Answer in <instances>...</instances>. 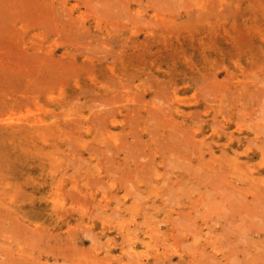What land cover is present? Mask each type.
<instances>
[{
	"label": "rangeland",
	"instance_id": "1",
	"mask_svg": "<svg viewBox=\"0 0 264 264\" xmlns=\"http://www.w3.org/2000/svg\"><path fill=\"white\" fill-rule=\"evenodd\" d=\"M12 1L0 0V264H264V0Z\"/></svg>",
	"mask_w": 264,
	"mask_h": 264
},
{
	"label": "bare ground",
	"instance_id": "2",
	"mask_svg": "<svg viewBox=\"0 0 264 264\" xmlns=\"http://www.w3.org/2000/svg\"><path fill=\"white\" fill-rule=\"evenodd\" d=\"M16 1H17V0L12 1V2L14 3V2H16ZM33 1H34V0H33ZM33 1H31V3H32ZM41 1H42V0H41ZM41 1H40V3H38V2H36V3L33 2L32 4L29 3V4H31V5H30V7H31V12L35 9V8H34V9L32 8L35 4H36V5H35L34 7H36L37 5L39 6V5H41L42 3H43V6H44V4H45L44 1H43L42 3H41ZM9 2H10V1H9ZM17 2H18V5H19V4H20L19 1H17ZM28 2H29V1H28ZM22 3H24V2H22ZM37 3H38V4H37ZM2 4H3V2H2ZM14 4H15V3H14ZM29 4H28V5H29ZM33 4H34V5H33ZM0 5H1V4H0ZM24 5H25V4H24ZM32 5H33V6H32ZM203 5H204V4H203ZM7 6H10V5L7 4ZM7 6H6V7H7ZM12 6H13V5H12ZM38 6H37V7H38ZM41 6H42V5H41ZM41 6H39V7H41ZM43 6H42L41 8H43ZM6 7H5V8H6ZM21 7H22V5H21ZM25 7H26V5H25ZM3 8H4V6H3ZM15 8H17V7H15ZM41 8H38L39 11H37V10L35 9L37 13L39 12V16L41 15ZM202 8H203V7H202ZM22 9H23V7H22ZM26 9H27V8H25L24 11H25ZM28 9H29V7H28ZM51 9H52V8H51ZM1 10H3V9H1ZM5 10H6V9H5ZM8 10H9V9H8ZM14 10H15V9H14ZM17 10H18V9H17ZM20 10H21V9H20ZM20 10L17 11V12H19L18 14H20ZM35 10L32 12V13H34V15H36V14H35ZM42 10H43V9H42ZM46 10H47V9L45 8V11H46ZM26 11H27V10H26ZM53 11H55V10L53 9ZM3 12H4V10H3ZM6 12H7V11H6ZM22 12H23V11H22ZM28 12H29V11H28ZM51 12H52V11H51ZM7 13H8V16L10 15V17H11V15H13L12 20L15 18V16H14L15 13H14V14H12L11 12H10V13L7 12ZM44 13H46V12H44ZM55 13H56V12H55ZM18 14H17V15H18ZM24 14L26 15L27 13H24ZM6 15H7V14H6ZM25 15H24V16H25ZM29 15H30V14H29ZM29 15H28V16H29ZM43 15H44L43 18H45V17H46L45 14H43ZM46 15H47V13H46ZM4 16H5V15H4ZM20 16H21V15H20ZM50 16H51V15H50ZM52 16H53V15H52ZM22 17H23V16H22ZM22 17H21V18H22ZM26 17H27V16H26ZM40 17H41V16H40ZM57 17H59V16H57ZM18 18H19V16H18ZM18 18H17V19H18ZM24 18H25V17H24ZM24 18H22V20H23ZM29 18H31V16H29ZM51 18H52V17H51ZM55 18H56V17H55ZM8 19H9V18H8ZM52 19H53V18H52ZM25 20H26V19H25ZM25 20H24V22H26ZM27 20H28V17H27ZM33 20H34V19H31V21H33ZM36 20H38L37 17H36ZM47 20H48V19H47ZM54 20H55V22H58V21H56V19H54ZM57 20H58V19H57ZM13 21H14V20H13ZM29 21H30V20H28L27 23H30ZM44 21H45V22H48L49 20L46 21V20L44 19ZM39 22H40V20H39ZM42 22H43V21H42ZM42 22H40V24H41ZM55 22H54V23H55ZM48 23H49V22H48ZM51 23H53V21H51ZM54 23H53V25H54ZM58 23H59V22H58ZM61 23H62V21H61ZM62 24H63V23H62ZM62 24H61V25H62ZM28 25H30V24H28ZM45 25H46V24H45ZM47 25H49V24H47ZM55 25H56V24H55ZM49 26L51 27V25H49ZM53 27H54V26H53ZM54 28H55V27H54ZM89 63H90V62H89ZM46 66H47V65H46ZM25 67H26V66H25ZM30 67H31V66H30ZM14 68H15V67H14ZM23 68H24V67H23ZM32 68H33V67H31V69H32ZM15 69H16V71H17L19 68H18V69L15 68ZM20 69H21V68H20ZM20 69H19V70H20ZM27 69H28V67H27ZM34 69H37V68H34ZM38 69H39V68H38ZM7 70H8V69H7ZM19 70H18V73L20 72ZM21 70H22V69H21ZM39 71H41V68H40ZM23 72H24V71H23ZM41 72H42V71H41ZM41 72H40V73H41ZM27 73H28V71H27ZM36 73H37V70H36ZM28 75H29V74H28ZM38 75H39V74H38ZM10 76H11V75H10ZM45 76H46V75H45ZM5 77H6V76H5ZM15 78H16V77H15ZM216 78H217V77H216ZM3 79H4V78H3ZM41 79H42V78H41ZM208 79H209V78H208ZM0 81H1V80H0ZM11 81H12V80H11ZM115 81H116V80H115ZM216 81H217V79H216ZM3 82H4V81H3ZM66 82H67V81H66ZM8 83H9V82H8ZM8 83H7V84H8ZM217 83H220V82L218 81ZM25 84H26V83H25ZM27 84H28V83H27ZM28 85H29V84H28ZM106 85H107V84H106ZM0 86H1V85H0ZM88 86H89V85H88ZM88 86H87V87H88ZM85 87H86V86H85ZM55 88H56V87H55ZM115 88H116V87H115ZM87 89H88V88H86V90H87ZM10 90H11V89H10ZM28 91H29V90H28ZM91 92L93 93V90H91ZM114 92H115V91H114ZM18 93H19V92H18ZM34 93H35V92H34ZM110 94H111V93H110ZM175 94H176V93H175ZM175 94H174V96H175ZM22 95H23V94H22ZM20 96H21V93H20ZM76 96H78V94H77ZM174 96H173L172 99H173L174 101H176V100L174 99ZM176 96H177V95H176ZM195 96H198V95H195ZM199 96H200V95H199ZM22 97H23V96H22ZM107 97H108V95H107ZM107 97H105V98H107ZM200 97H201V96H200ZM102 98H104V97H102ZM105 98H104V99H105ZM205 98H207V97H205ZM111 99H114V98L112 97V98H110L109 100H111ZM172 99H171V100H172ZM178 99H179V98H178ZM207 99H208V98H207ZM69 100H70L69 102H71V99H69ZM109 100H108V101H109ZM144 100H145V99H144ZM72 101H73V100H72ZM100 101H102V100H100ZM108 101H107L108 105L111 106L110 103H112L113 101H110V102H108ZM114 101H115V100H114ZM118 101H119V100H118ZM139 101H140V100H139ZM139 101H138V102H139ZM145 101H146V100H145ZM178 101H179V100H178ZM207 101H209V100H207ZM207 101H206V102H207ZM211 101H212V100H211ZM211 101H210V102H211ZM116 102H117V101H116ZM116 102H115V103H116ZM130 102H131V101H130ZM140 102H142V101H140ZM172 102H173V101H172ZM176 102H177V101H176ZM25 103H26V102H25ZM31 103H32V102H31ZM105 103H106V101H105ZM107 103H106V104H107ZM115 103H113V104H115ZM119 103H120V102H118V104H119ZM142 103H143V102H142ZM146 103H147V102H146ZM177 103H178V102H177ZM188 103H189V102H188ZM19 104L23 105V104H24V101H22V103L19 102ZM19 104H17V105L19 106ZM26 104H27V103H26ZM69 105H70V104H69ZM100 105H101V104H100ZM102 105H103V104H102ZM102 105H101V106H102ZM147 105H149V104H147ZM12 106H13V105H12ZM27 106H28V105H26V108H27ZM37 106H38V105H37ZM37 106H36V107H37ZM109 106H108V107H109ZM115 106H117V104H116ZM158 106H159V105H158ZM158 106H156V108H157ZM170 106H171V105H170ZM170 106H168V107H170ZM20 107H21V106H19V108H20ZM42 107H43V106L41 105V108H40V106H38L37 108H39V110L41 109V111H42V110H43ZM153 107H155V106H153ZM159 107H161V106H159ZM159 107H158V109H159ZM162 107H163V106H162ZM162 107H161V108H162ZM166 107H167V106H165V108H166ZM44 108H45V107H44ZM93 108H94V107H93ZM96 108H97V107H96ZM99 108H100V107H99ZM173 108H174V106H173ZM173 108H172V109H173ZM207 108H208V107H207ZM31 109H32V108H31ZM35 109H36V108H35ZM91 109H92V108H91ZM112 109H113V108H112ZM168 109H169V108H167V110H168ZM170 109H171V108H170ZM170 109H169V110H170ZM176 109H177V108H176ZM32 110H33V109H32ZM32 110H30V111H32ZM39 110H38V111H39ZM97 110H98V109H97ZM108 110H109V109H108ZM114 110H115V109H114ZM154 110H156V109H154ZM165 110H166V109H165ZM28 111H29V110H28ZM35 111H36V110H35ZM104 111H106V110H104ZM109 111H111V110H109ZM162 111H163V110H161V113L163 114ZM172 111H173V110H172ZM33 112H34V111H32V112L30 113V115H32ZM36 112H37V111H36ZM50 113H51V112H50ZM65 113H66V112H65ZM95 113H96V112H95ZM105 113H106V112H105ZM112 113H113V112H108V114L113 115ZM151 113H152V112H151ZM158 113H159V112H158ZM170 113H171V112H170ZM170 113H166V114L164 113V114H165V115H168V114H170ZM56 114H57V113H56ZM58 114L61 115L60 113H58ZM96 114H97V113H96ZM108 114H107V115H108ZM159 114H160V113H159ZM190 114H191V113H190ZM36 115H37V113L34 114V117H37ZM52 115H53V114H51V116H52ZM67 115H68V114H67ZM73 115H74V114H73ZM73 115H72V116H73ZM75 115H76V117H77V114H76V113H75ZM98 115H100V114L98 113V114H97V117H99ZM160 115H161V114H160ZM165 115H164V116H165ZM28 116H29V115H28ZM56 116H57V115H56ZM109 116H110V115H109ZM113 116H114V115H113ZM30 117H31V116H30ZM52 117H53V116H52ZM61 117H63V116H61ZM76 117H75V118H76ZM161 117H162L161 120H163V119L165 120V118H166V116H165V118H163V116H161ZM161 117H159V118H161ZM167 117H168V116H167ZM3 118H4V116H3ZM77 118H79V117H77ZM77 118H76V119H77ZM99 118L102 119V116H100ZM99 118H98V119H99ZM151 118L154 119V117H151ZM168 118H169V117H168ZM226 118H227V117H226ZM38 119H40V118H38ZM57 119H59V118H57ZM73 119H74V118H73ZM153 119H151V122H153V121H152ZM173 119L176 120L175 118H173ZM227 119H229V118H227ZM27 120H28V119H27ZM27 120H26V121H27ZM42 120H44V119H42ZM74 120H75V119H74ZM80 120H81V119H80ZM102 120H103V119H102ZM171 120H172V119H171ZM28 121H29V120H28ZM30 121H31V120H30ZM92 121H94V120H92ZM158 121H160V120H158ZM167 121H168V120H167ZM259 121H260V120H259ZM31 122H32V121H31ZM154 122H155V121H154ZM154 122H153V123H154ZM160 122H161V121H160ZM162 122H163V121H162ZM171 122H173V121H171ZM185 122H186V121H185ZM211 122H212V121H211ZM219 122H220V120H219ZM261 122H262V121H261ZM19 123H20V122H19ZM27 123H28V122H27ZM73 123H74V122H73ZM78 123H79V122H78ZM97 123H98V122H97ZM103 123H104V122H103ZM187 123H188V122H187ZM257 123H258V122H257ZM31 124H32V123H31ZM74 124H75V123H74ZM91 124H92V123H91ZM99 124H100V123H99ZM155 124H156L155 129H156V127H160V126L157 125V124H159L158 122H156ZM171 124H172V123H171ZM218 124H219V123H218ZM258 124H259V123H258ZM261 124H262V123H261ZM261 124H259L260 126L257 125L259 128L256 127V126H253V129H255V127H256V130H257V128H258V130L256 131V133L259 132L260 135H261V134H264V133H260V131H259V130H261V129H260ZM97 125H98V124H97ZM168 125L170 126L169 123H168ZM168 125H167V127H168ZM36 126H37V125H36ZM36 126H35V127H36ZM38 126H39V125H38ZM71 126H72V125H71ZM87 126H88V125H87ZM91 126H92V125H91ZM214 126H215V125L213 124V128H214ZM220 126H221V125H220ZM241 126H242V125H241ZM82 127H83V125H82ZM89 127H90V126H89ZM161 127H163V126H161ZM167 127H166L165 130L168 129ZM177 127H178V126H177ZM177 127H176V128H177ZM185 127H186V126H185ZM185 127H184V128H185ZM187 127H188V129L186 128L187 131L189 130L188 132H190V129H191V128H190L189 126H187ZM222 127H223V126H222ZM263 127H264V126H263ZM27 128H28V127H27ZM32 128H33V127H32ZM101 128H102V127H101ZM215 128H216V127H215ZM261 128H262V127H261ZM11 129H12V128H11ZM105 129H106V128H105ZM174 129H175V128H174ZM181 129H182V128H181ZM216 129H218V127H217ZM130 130H132V129H130ZM133 130H134V129H133ZM183 130H184V129H183ZM263 130H264V128H262V131H263ZM19 131H20V129H19ZM106 131H107V129H106ZM148 131H149V130H148ZM148 131H147V132H148ZM151 131H152V130L150 129L149 132H151ZM170 131H171V129H170L169 131H167V132H170ZM173 131H174V130H173ZM175 131H176V130H175ZM179 131H181V130H179ZM185 131H186V130H185ZM193 131H194V130H193ZM221 131H222V129H221ZM225 131H226V130H225ZM14 132H16V131H14ZM22 132H23V131H22ZM124 132H125V131H124ZM149 132H148V133H149ZM153 132H155V131L153 130ZM177 132H178V131H176V133H177ZM181 132H182V131H181ZM23 133H25V132H23ZM32 133H33V132H32ZM68 133H69V132H68ZM92 133H93V132H92ZM126 133H127V132H125V135H123V136H126ZM130 133H131V132H130ZM170 133H171V132H170ZM170 133H167L166 135H169ZM173 133H174V132H173ZM176 133H175V135H176ZM190 133L194 134V132H192V131H191ZM14 134H15V136H16V133H14ZM46 134H47V133H46ZM131 134H132V133H131ZM133 134H134V132H133ZM171 134H172V133H171ZM171 134H170V136H174V135H171ZM177 134H178V133H177ZM179 134H181V133L179 132ZM225 134H226V133H225ZM7 135H8V134H7ZM76 135H77V134H76ZM96 135H97V134H96ZM164 135H165V134H164ZM186 135H189V136H190L191 134H189V133L186 132ZM242 135H244V134H242ZM31 136H32V135H31ZM37 136H38V135H37ZM68 136H69V135H68ZM127 136H128V135H127ZM133 136H134V135H133ZM150 136H152V135L150 134ZM155 136H156V135H155ZM158 136H159V135H158ZM158 136H157V137H158ZM181 136H182V134H181ZM191 136L193 137V135H191ZM248 136H249V135H248ZM27 137H28V136H27ZM120 137H121V136H120ZM134 137H135V136H134ZM165 137H166V136H164L163 138H165ZM167 137H168V136H167ZM175 137H176V136H175ZM177 137H178V136H177ZM179 137H180V136H179ZM179 137H178V139H177V142L175 141L176 143H178V141H179ZM182 137H183V136H182ZM182 137H180V139H181ZM192 137H190L189 140H190ZM235 137H236V136H235ZM34 138H35V137H34ZM124 138H126V137H124ZM168 138H169V137H168ZM183 138H186V136L183 137ZM183 138L181 139V141L183 140ZM29 139H30V138H29ZM49 139H50V138H49ZM71 139H72V138H71ZM96 139H97V138H96ZM122 139H123V137H122ZM161 139H162V138H161ZM175 139H176V138H175ZM238 139H239V137L237 138V140H238ZM35 140H36V139H35ZM97 140H99V138H98ZM120 140H121V138H120ZM163 140H164V139H163ZM167 140H168V139H167ZM167 140H166V141H167ZM186 140H187V138H186ZM189 140H187V141H189ZM191 140H192V139H191ZM193 140H194V138H193ZM250 140H254V138L252 137V139H250ZM250 140H249V142L252 143V141H250ZM256 140H257V139H256ZM258 140H259V139H258ZM70 141H71V140H70ZM125 141H126V140H125ZM148 141H149V140H148ZM148 141H147V142H148ZM158 141H159V140H158ZM164 141H165V140H164ZM187 141H186V142H187ZM261 141H262V140H261ZM261 141H260V142H261ZM38 142H39V141H38ZM51 142H52V141H51ZM66 142H67V141H66ZM141 142H142V141H141ZM260 142H259V143H260ZM15 143H16V142H15ZM70 143H71V142H69V144H70ZM158 143H159V142H158ZM166 143H167V142H166ZM166 143H165V145H164L163 142H162V144H163V145H162V146H163V150H164L165 147H167L166 145H167L168 143H167V144H166ZM187 143H188V142H187ZM194 143H195V142H194ZM253 143H254V141H253ZM262 143H263V142H262ZM35 144H36V143H35ZM65 144H66V143H65ZM69 144H68V145H69ZM74 144H75V143H74ZM136 144H137V143H136ZM143 144H144V143H143ZM173 144H174V143H173ZM182 144H183V143H182ZM197 144H198V143H197ZM32 145H33V144H32ZM36 145H38V144H36ZM52 145H53V144H52ZM81 145H82V144H81ZM138 145H139V144H138ZM138 145H135V146L138 147ZM140 145H141V144H140ZM140 145H139V146H140ZM190 145H191V144H190ZM261 145H262V144H261ZM261 145H259V146H261ZM70 146H71V145H70ZM141 146H142V145H141ZM159 146H161V145L159 144ZM175 146H176V145H175ZM181 146H182V145H181ZM200 146H201V145H200ZM256 146H257V145H256ZM55 147H56V146H55ZM65 147H66V146H65ZM86 147H87V146H86ZM172 147H173V146H172ZM178 147H179V146H178ZM254 147H255V146H254ZM23 148H24V147H23ZM107 148H108V150H111L109 147H107ZM107 148H106V149H107ZM121 148H122V147H121ZM168 148H169V147H168ZM168 148H167V149H168ZM173 148H174V147H173ZM180 148H181V147H180ZM194 148H196V147H194ZM194 148H193V149H194ZM234 148H235V147H234ZM258 148H259V147H258ZM74 149H75V148H74ZM96 149H97V148H96ZM130 149H131V148H130ZM135 149H136V147H135ZM137 149H138V148H137ZM140 149H143V148H140ZM171 149H172V148H171ZM171 149H169V150H171ZM184 149H187V147L184 148ZM200 149H201V147H200ZM26 150H27V149H26ZM58 150H59V149H58ZM75 150H76V149H75ZM75 150H74V151H75ZM77 150H78V148H77ZM133 150H134V149H133ZM163 150H161V151H163ZM169 150H165V151H169ZM175 150H176V149H175ZM234 150H235V149H234ZM61 151H62V150H61ZM68 151H69V150H68ZM117 151H118V150H117ZM119 151H120V150H119ZM165 151H164V152H165ZM171 151H172V150H171ZM178 151H179V150H178ZM181 151H182V150H181ZM181 151H179V152L181 153ZM183 151H184V150H183ZM188 151L190 152L191 149H188ZM188 151H187V153H188ZM200 151H201V150H200ZM204 151H205V150H204ZM226 151H227V150H226ZM31 152H32V151H31ZM105 152H108V153H109V151H105ZM110 152L113 153V151H110ZM122 152H123V150H122ZM138 152H139V151H138ZM140 152H141V151H140ZM173 152H174V151H173ZM194 152H195V151H194ZM71 153H72V152H71ZM99 153H100V152H99ZM159 153H160V152H159ZM174 153L179 154L178 152H174ZM207 153H208V152H207ZM31 154H32V153H31ZM91 154H92V153H91ZM127 154H128V153H127ZM149 154H150V152H149ZM169 154L172 155L171 152H170ZM193 154H194V153H193ZM193 154H192V155H193ZM209 154H210V153H209ZM92 155H93V154H92ZM106 155H107V153H106ZM173 155H174V154H173ZM196 155H197V154H196ZM198 155H199V154H198ZM55 156H56V155H55ZM96 156H97V155H96ZM100 156L102 157L101 154H100ZM123 156H124V155H123ZM140 156H141V155H140ZM143 156H144V155H143ZM78 157H79V156H78ZM129 157H131V156H129ZM133 157H134V156H133ZM144 157H145V156H144ZM175 157H176V156H175ZM254 157H255V155H252V156L250 157V159H252V158H254ZM50 158H51V157H50ZM125 158H126V157H125ZM134 158H136V157H134ZM214 158H215V157H214ZM70 159H71V158H70ZM81 159H82V158H81ZM99 159H100V158H99ZM99 159H97V160H99ZM109 159H110V158H109ZM137 159H138V158H137ZM142 159H143V158H142ZM142 159H141V157H140V160H138V161L141 162ZM163 159H164V158H163ZM163 159H162V160H163ZM189 159H190V158H189ZM224 159H225V158H224ZM71 160H72V159H71ZM73 160H75V159H73ZM84 160H85V159H84ZM101 160H102V159H101ZM113 160H114V159H113ZM143 160H144V159H143ZM143 160H142V162H143ZM146 160H147V159H146ZM184 160H185V159H184ZM186 160H187V159H186ZM235 160H236V159H235ZM86 161H87V160H86ZM108 161H109V160H108ZM114 161H115V160H114ZM114 161H112V162L114 163ZM148 161H149V160H148ZM67 162H68V161H67ZM75 162H76V161H75ZM79 162H80V161H79ZM101 162H102V161H101ZM112 162H109V164H110V163L112 164ZM116 162H117V161H116ZM167 162H168V161H167ZM208 162H209V161H208ZM76 163H77V162H76ZM76 163H75V164H76ZM146 163H147V161H146ZM150 163H154V162H153V161H152V162L150 161ZM184 163H185V162H184ZM205 163H206V162H205ZM242 163H243V162H242ZM67 164H68V163H67ZM106 164H107V161H105V164H104V165H106ZM168 164H169V163H168ZM239 164H240V163H239ZM62 165H65V164L63 163ZM77 165H79V163H78ZM77 165H76V166H77ZM100 165H101V164H100ZM100 165H99V166H100ZM112 165H114V164H112ZM116 165H117V164H116ZM138 165H139V164H138ZM207 165H208V164H207ZM255 165H256V164H255ZM1 166H2V165H1ZM1 166H0V167H1ZM66 166H67V165H66ZM90 166H91V165H90ZM92 166H93V165H92ZM122 166H123V165H122ZM141 166H145V165H141ZM141 166L139 167V169L141 168ZM209 166H210V165H209ZM70 167H71V166H70ZM101 167H102V166H101ZM106 167H108L107 169H109V166L106 165ZM119 167H120V166H119ZM125 167H127L126 164H125ZM125 167H124V168H125ZM172 167H173V166H172ZM176 167H178V166H176ZM192 167H193V166H192ZM64 168H65V167H64ZM68 168H69V167H68ZM73 168H75V167H73ZM77 168H78V166H77ZM86 168L88 169L89 167H86ZM115 168H117V167H115ZM128 168H129V167H128ZM150 168H151V167H150ZM178 168H179V167H178ZM178 168H177V169H178ZM198 168H200V167H198ZM205 168H206V167H205ZM221 168H222V167H221ZM95 169H96V168H95ZM136 169H138V168H136ZM142 169H143V167H142L139 171H141ZM168 169H169V168H168ZM201 169H203V168H201ZM201 169H200V170H201ZM223 169H224V168H223ZM110 170H112V169H110ZM110 170H106V171H108V176H109V177L112 176L111 174H109V171H110ZM116 170H118V169H116ZM120 170H121V169H120ZM143 170H144V169H143ZM217 170H218V168H217ZM224 170H225V169H224ZM123 171H124V170H122V172H123ZM134 171H135V170H134ZM134 171H133V172H134ZM206 171H208V170H206ZM211 171H212V170H211ZM228 171H229V170H228ZM260 171H261V172H264V166H262V169H260ZM7 172H8V171H7ZM10 172H11V171H10ZM115 172L117 173V171H115ZM124 172H125V171H124ZM197 172H199V171H197ZM202 172H203V171H202ZM218 172H219V171H218ZM230 172H231V171H230ZM99 173H100V172H99ZM99 173H98V174H99ZM106 173H107V172H106ZM113 173H114V172H113ZM134 173H135V172H134ZM147 173H148V172H147ZM188 173H189V172H188ZM220 173H221V172H220ZM76 174H77V173H76ZM76 174H75V175H76ZM117 174H118V173H117ZM128 174H130V173H128ZM132 174H133V173H132ZM194 174H195V173H194ZM196 174H197V173H196ZM204 174H205V173H204ZM213 174H214V172H213ZM213 174H212V178L215 177V176L213 177ZM218 174H219V173H218ZM222 174H223V173H222ZM225 174H226V173H225ZM123 175H124V174H123ZM125 175H126V174H125ZM130 175H131V174H130ZM139 175H141V174H139ZM139 175L137 174V176H139ZM147 175L149 176V174H147ZM206 175H207V174H206ZM215 175H216V174H215ZM226 175H227V174H226ZM7 176H8V175H7ZM64 176H65V175H64ZM88 176H89V175H88ZM120 176H121V175H120ZM120 176H119V177H120ZM126 176H127V175H126ZM141 176L143 177V176H145V175H141ZM198 176H199V175H198ZM200 176H201V174H200ZM208 176H209V175H208ZM219 176H220V174H219ZM221 176H222V175H221ZM221 176H220L221 180H224L225 177H224V176L221 177ZM113 177H114V176H112V178H113ZM127 177H128V176H127ZM127 177H126V178H127ZM130 177H132V176H130ZM149 177H150V176H149ZM209 177H210V176H209ZM65 178H66V177H65ZM68 178H69V177H68ZM89 178L93 180V178H91L90 176H89ZM114 178H115V177H114ZM114 178H113V179H114ZM123 178H124V176H123ZM202 178L204 179L205 177L203 176ZM217 178H218V176H217ZM223 178H224V179H223ZM129 179H130V178H129ZM129 179H128V180H129ZM151 179H152V178H151ZM151 179H150V180H151ZM166 179H167V178H166ZM209 179H210V178H209ZM98 180H100V178H99ZM102 180H103V179H102ZM123 180H124V179H123ZM130 180H131V179H130ZM130 180H129V181H130ZM137 180H138V179H137ZM137 180H136V181H137ZM144 180H145V181H148L149 179H148V180H147V179H144ZM167 180H168V179H167ZM188 180H189V178H188ZM218 180H219V178H218ZM221 180H220V181H221ZM36 181H37V180H36ZM63 181H65V180H63ZM77 181H78V180H77ZM95 181H96V183H97V179L94 178L93 182H95ZM124 181H125V180H124ZM124 181H123V182H124ZM168 181H169V180H168ZM197 181H198V180H197ZM200 181H201V180H200ZM220 181H219V183L221 184ZM227 181H228V179H227ZM103 182H104V181H102V183H103ZM123 182H122V183H123ZM127 182H128V181H127ZM175 182H176V181H175ZM230 182H231V181H230ZM78 183H79V182H78ZM96 183H95V184H96ZM114 183H115V182H114ZM150 183H151V181H150ZM199 183H200V182H199ZM207 183H210V182H207ZM213 183H214V182H213ZM213 183H212V184H209V185H211L212 187H214L216 184L213 185ZM219 183H217V185H218ZM223 183H224V182H223ZM245 183H247V181H246ZM254 183H255V182H254ZM79 184H80V183H79ZM93 184H94V183H93ZM93 184H90V185L93 186ZM98 184L101 185L100 183H98ZM125 184H126V181H125ZM147 184H148V183H147ZM181 184H182V183H181ZM220 184L218 185L217 188H216V187H215V188L218 189L219 186H220ZM123 185H124V184H123ZM128 185H129V184H128ZM130 185H131V184H130ZM148 185H149V184H148ZM196 185H197V184H196ZM227 185H228V184H227ZM233 185H235V184H233ZM132 186H133V184H132ZM161 186H163V183L161 184ZM190 186H191V185H190ZM193 186H195V185H193ZM199 186H200V185H199ZM225 186H226V185H225ZM62 187H63V186H62ZM98 187H99V186H98ZM106 187H107V186H106ZM122 187H124V186H122ZM133 187H134V189L136 188L135 186H133ZM182 187H183V185H182ZM200 187H201V186H200ZM220 187H221V186H220ZM222 187H223V186H222ZM233 187H234V186H233ZM236 187H238V185H236ZM251 187H252V186H251ZM101 188H102V187H101ZM108 188H110V187H108ZM168 188H169V187H168ZM206 188H207V186H206ZM210 188H211V187H210ZM234 188H235V187H234ZM234 188H233V189H234ZM238 188H242V187L239 186ZM245 188H246V186H245ZM247 188H248V186H247ZM257 188H258V186H257ZM91 189H92V188H91ZM97 189H98V188H97ZM127 189H129V187H128ZM182 189H184V188H182ZM186 189H187V188H186ZM194 189H195V188H194ZM227 189H230V188H227ZM251 189H252V188H251ZM259 189H260V188H259ZM65 190H66V189H65ZM135 190H137V189H135ZM138 190H139V189H138ZM187 190H188V189H187ZM208 190H209V192H210V189H207V192H208ZM212 190H213V189H212ZM219 190H221V189H218V190H217V192H218L217 195L219 194ZM247 190H248V189H247ZM253 190H256L255 187L253 188ZM257 190H258V189H257ZM257 190H256V191H257ZM260 190H261V189H260ZM260 190H258V191H260ZM6 191H7V190H6ZM97 191H98V190H97ZM107 191H108V189L106 190V193H107ZM126 191H128V190H126ZM139 191H140L139 194L143 192V191H141V190H139ZM205 191H206V190H205ZM205 191H204V192H205ZM214 191H216V190L214 189ZM228 191H229V190H228ZM235 191H236V192H239L238 189L235 190ZM7 192H8V191H7ZM7 192H6V193H7ZM71 192H73V191L71 190L70 193H71ZM86 192H87V191H86ZM130 192H131V191H130ZM132 192H133V191H132ZM132 192H131V193H132ZM135 192H136V191H135ZM164 192H165V193H164ZM164 192H163L164 194L167 193L166 191H164ZM182 192H183V191H182ZM201 192H202V191H201ZM207 192H206V193H207ZM212 192H213V191H212ZM220 192H221V191H220ZM225 192H226V190L224 191V193H225ZM260 192L262 193V190H261ZM260 192H259V193H260ZM68 193H69V192H67V195H68ZM108 193H109V192H108ZM136 193H137V192H136ZM198 193H200V192H198ZM252 193H253V192H252ZM259 193H257V194H259ZM263 193H264V192H263ZM7 194H8V193H7ZM12 194H13V192H12ZM15 194H16V193H15ZM139 194H138V195H139ZM167 194H169V193H167ZM182 194H184V193H182ZM187 194H188V193H186L185 195H186L187 198H188L190 195L188 196ZM189 194H190V192H189ZM211 194H212V193H211ZM215 194H216V193H215ZM220 194L222 195V193H220ZM220 194H219V195H220ZM226 194H229L228 197H222L221 199H223V198L225 199V198H226L225 200H227V198H228V201H230L229 203H231L229 209H231V207H233L232 204L234 205L235 203H234V201L231 202V201L233 200L234 197L231 198L232 200H231L229 197H232V194H234V193H231V194H230V192H229V193L226 192V193L223 194L222 196H226ZM238 194H239V193H238ZM241 194H242V193H241ZM257 194L255 193V196H258V197H259L260 194H259V195H257ZM67 195H66V196H67ZM86 195H87V194H86ZM117 195H118V194H117ZM135 195H136V194H135ZM135 195H134V196H135ZM204 195H205V194H204ZM217 195H216V196H217ZM76 196H77V194H76ZM76 196H75V197H76ZM78 196H79V195H78ZM82 196H83V195H82ZM82 196H81V197H82ZM87 196H88V195H87ZM208 196L212 198L214 195L212 194V196H211V195L208 194ZM233 196H235V195H233ZM253 196H254V194H253ZM261 196H262V195H261ZM11 197H12V196H11ZM139 197H141V196H139ZM143 197H144V196H143ZM163 197L167 199V202H170L169 199H168V197H167L166 195L163 196ZM180 197H181V196H180ZM180 197H179V198H180ZM182 197H183V196H182ZM182 197H181V198H182ZM209 197H208V198H209ZM236 197H237V196H236ZM238 197H239V195H238ZM79 198H80V197H79ZM88 198H89V197H88ZM181 198H180V199H181ZM215 198H216V197H215ZM239 198H242V199H241L242 201H239V202H243V199H244L245 197L240 196ZM73 199H74V198H73ZM76 199H77V198H76ZM105 199H106V198H105ZM136 199H138V198H136ZM147 199H149V198L146 197V200H147ZM205 199H206V198H205ZM221 199H220V200H221ZM74 200H75V199H74ZM77 200H78V199H77ZM82 200H85V199H82ZM82 200H81V201H82ZM140 200L142 201V199H140ZM172 200H173V199H172ZM176 200H177V199H176ZM191 200H192V198H191ZM199 200H201V199H199ZM203 200H204V199H203ZM211 200L213 201V199H211ZM225 200H224V201H225ZM245 200H247V199L245 198ZM245 200H244V201H245ZM11 201H12V200H11ZM143 201H145V198H144ZM195 201H196V200H195ZM254 201H258V200L255 199ZM254 201H252V202H254ZM83 202H84V201H83ZM180 202H181V201H180ZM192 202H193V201H192ZM75 203H77V202H75ZM137 203H138V202H137ZM164 203H165V202H164ZM193 203H194V202H193ZM225 203H226V201H225L224 203H221V205H222V204H225ZM229 203H228V204H229ZM237 203H238V202H237ZM237 203H236V204H237ZM245 203H246V202H245ZM247 203H249V202H247ZM254 203H256V202H254ZM254 203H252V204H253L254 207H256V208H257V206H258V208H261V207L263 206V203L260 205L259 202H258V204H257L256 206H255ZM81 204H83V203L81 202ZM84 204H85V203H84ZM236 204H235V205H236ZM238 204H240V205H238ZM238 204H237V206L234 205V207H235V212H237V214H239V213L241 212V211H240V212L238 213V211H239L238 209L241 210V208H240L239 206H241V204H242L243 206H245V204H243V203H238ZM106 205H107V204H106ZM138 205H140V204H138ZM149 205H150V204H149ZM151 205H152V204H151ZM169 205H170V204H169ZM173 205H174V204H173ZM200 205H201V204H200ZM218 205H220V203H219ZM246 205H247V204H246ZM87 206H88V205H87ZM147 206H148V205H147ZM165 206H167V203H166ZM171 206H172V204H171ZM171 206H169V207H171ZM187 206H188V205H187ZM259 206H260V207H259ZM109 207H110V206H109ZM167 207H168V206H167ZM194 207H195L194 210H196V206H194ZM225 207H226V205H225ZM227 207H228V205H227ZM237 207H238V209H236ZM247 207H248V206H246V210L248 209ZM100 208H101V207H100ZM146 208H147V207H146ZM160 208H161V207H160ZM256 208H255V210H256ZM76 209H77V208H76ZM144 209H145V208H144ZM249 209H250V208H249ZM249 209H248V210H249ZM263 209H264V208H263ZM7 210H8V209H7ZM69 210H70V209H69ZM69 210H68V211H69ZM87 210H88V209H87ZM231 210H232V209H231ZM242 210H243V208H242ZM255 210H254V212H256ZM10 211H11V210H10ZM162 211H163V210H162ZM180 211H181V210H180ZM180 211H179V212H180ZM182 211H183V210H182ZM198 211H199V210H198ZM244 211H245V209H244ZM249 211H252V210H249ZM61 212H62V211H61ZM188 212H189V211H188ZM195 212H196V211H195ZM245 212H246V211H245ZM257 212H258V211H257ZM257 212H256V213H257ZM58 213H59V212H58ZM171 213H172V211H171ZM196 213H197V212H196ZM203 213H204V212H203ZM228 213H231V212H227V214H228ZM258 213H260V212H258ZM93 214H94V213H93ZM169 214H170V213H169ZM188 214H190V213H188ZM192 214H195V213H192ZM227 214L225 213V215H227ZM263 214H264V213H261V216H262ZM88 215H90V214H88ZM166 215H167V214H166ZM203 215H204V214H203ZM230 215H231V214H230ZM230 215L228 214L227 217H229ZM239 215H241V214H239ZM258 215H259V214H258ZM93 216H94V215H93ZM174 216H175V215H174ZM180 216H181V215H180ZM183 216H184V215H183ZM183 216L180 217L178 220L183 219V220H186V221H187V218H188V217L185 219V218H183ZM192 216L195 217L194 215H192ZM198 216H199V215H198ZM204 216H205V215H204ZM231 216L234 217V215H231ZM251 216H252V214H251ZM261 216H260V217H261ZM263 216H264V215H263ZM171 217H172V216H171ZM200 217H201V216H200ZM242 217H243V216H242ZM242 217H241V218H242ZM76 218H77V217H76ZM162 218H163V217H162ZM202 218L204 219L203 216H202ZM231 218H232V217H231ZM236 218H237V217H236ZM252 218H253V217H252ZM258 218H259V217H258ZM80 219H81V218H80ZM88 219H89V218H88ZM93 219H94V218H93ZM174 219H175V218H174ZM189 219H190V218H189ZM189 219H188V221H189ZM227 219H228V218H227ZM243 219H244V217H243ZM157 220H158V219H157ZM171 220H172V219H171ZM190 220H191V219H190ZM192 220H194V219H192ZM260 220H261V219H260ZM19 221H21V220H19ZM159 221H160V220H159ZM194 221H195V220H194ZM15 222H16V221H15ZM17 222H18V221H17ZM21 222H22V221H21ZM79 222H80V221H79ZM157 222H158V221H157ZM161 222H162V221H161ZM174 222L176 223V222H177V219H176V221H174ZM192 222H193V221H192ZM192 222H191V224H192ZM204 222H205V221H204ZM18 223H19V222H18ZM23 223H24V222H23ZM152 223H154V222H152ZM21 224H22V223H20L19 226H20ZM80 224H81V223H80ZM161 224H162V223H161ZM38 225H39V224H38ZM81 225L83 226L84 224H81ZM81 225H80V226H81ZM159 225H160V223H159ZM183 225H184V224H183ZM185 225H186V224H185ZM189 225H190V224H189ZM193 225H194V223H193ZM17 226H18V224H17ZM27 226H28V225H27ZM27 226H26V227H27ZM82 226H81V227H82ZM177 226H180V225H177ZM148 227H149V226H148ZM185 227H186V226H185ZM185 227H184V228H185ZM15 228H18V227H15ZM27 228H29V227H27ZM84 228H85V226H84ZM174 228H176V226H175ZM186 228H187V227H186ZM34 229H35V228H34ZM36 229H37V228H36ZM152 229H153V228H152ZM211 229H212V228H211ZM19 230H20V229H19ZM22 230H23V229H22ZM24 230H25V229H24ZM30 230H32V229H30ZM70 230H71V229H70ZM20 231H21V230H20ZM37 231H38V230H37ZM158 231H159V230H158ZM178 231H179V230H178ZM180 231H181V232H178V234L180 233V234L182 235L183 230H180ZM210 231H211V230H210ZM23 232H24V231H23ZM25 232H26V230H25ZM25 232H24V233H25ZM83 232L85 233V229H84ZM87 232H88V229H87ZM151 232L153 233V231H151ZM159 232H160V231H159ZM161 232H162V231H161ZM224 232H225V231H224ZM39 233H40V232H39ZM89 233H91V232H89ZM174 233H175V232H174ZM212 233H213V232H212ZM25 234H26V233H25ZM32 234H33V233H32ZM82 234H83V233H82ZM87 234H88V233H87ZM155 234H157V231H156ZM178 234H176V236H177ZM185 234L187 235V233H183V235H185ZM58 235H59V234H58ZM152 235H153V234H152ZM163 235H164V233H163ZM84 236H85V235H84ZM95 236H96V235H95ZM156 236H157V237H156V240H157V242H158V236H159V234H157ZM48 237H49V236H48ZM56 237H57V236H56ZM126 237H128V236H126ZM165 237H167V236H165ZM165 237H164V238H165ZM178 237L181 238V236H178ZM70 238H71V237H70ZM93 238H94V237H93ZM109 239H110V238H109ZM109 239H108V240H109ZM153 239H154V238H153ZM159 239H161V238L159 237ZM162 239H163V238H162ZM92 240H93V239H92ZM178 240H179V239H178ZM196 240H197V239H196ZM112 241H113V240H112ZM129 241H130V240H129ZM161 241H164V240H161ZM93 242H94V241H93ZM113 242H114V241H113ZM155 242H156V241H155ZM159 242H160V241H159ZM179 242L182 244L181 241H179ZM179 242H177V243L179 244ZM206 242H208V243H207L208 245H207V244H205V245L209 246V241H206ZM95 243H96V242H95ZM165 243H166V242H165ZM170 243H171V242H170ZM170 243H169V244H170ZM202 243H203V242H202ZM211 243H212V242H211ZM215 243H216V242H215ZM199 244H200V243H199ZM212 244H213V243H212ZM76 245H77V244H76ZM96 245H97V244H96ZM176 245H177V244H176ZM203 245H204V244H203ZM216 245H217V244H216ZM149 246H150V245H149ZM171 246H173V245H171ZM181 246H182V245H181ZM195 246H196V245H195ZM217 246H219V245H217ZM220 246H221V243H220ZM222 246H224V245H222ZM222 246H221V247H222ZM53 247H54V246H53ZM92 247H93V246H92ZM100 247H101V246H100ZM104 247H105V245H104ZM202 247H204V246H202ZM214 247H215V245L213 246V248H214ZM167 248H169V247L167 246ZM167 248H166V249H167ZM173 248H174V247H173ZM205 248H206V247H205ZM210 248H211V247H210ZM213 248H212V249H213ZM216 248H217V247H216ZM51 249H52V248H51ZM98 249H99V247H98ZM104 249H105V248H104ZM129 249H130V248H129ZM178 249H179V248H178ZM217 249H218V248H217ZM107 250H108V249H107ZM195 250H197V249H195ZM201 250H203V249H201ZM76 251H77V250H76ZM105 251H106V249H105ZM134 251H136V250H134ZM199 251H200V250H199ZM33 252H34V250H33ZM49 252H50V251H49ZM58 252H60V251H58ZM61 252H63V251H61ZM129 252H131V250H130ZM137 252H138V251H137ZM207 252H208V251H207ZM31 253H32V252H31ZM168 253H169V252H165L164 254H168ZM210 253H211V257L214 258L213 256H215V255H212V254H214V252H210ZM229 253H230V252H229ZM229 253H228V254H229ZM40 254H41V253H40ZM127 254H129V253H126V255H127ZM132 254H133L132 256H134L136 253H135V254L132 253ZM225 254H226V253H225ZM262 254H263V253H262ZM59 255H60V254H59ZM61 255H62V254H61ZM96 255H97V254H96ZM62 256H64V254H63ZM123 256H124V255H123ZM135 256H136V255H135ZM135 256H134V257H135ZM140 256H141V255H140ZM192 256H193V255H192ZM222 256H223V255H222ZM230 256H233V255H232V254L229 255V259L231 258V261H232V257H230ZM36 257H37V256H36ZM81 257H82V255H81ZM88 257H89V256H88ZM88 257H87V258H88ZM99 257L101 258L102 256H99ZM99 257H98V258H99ZM128 257L130 258L131 256L129 255ZM215 257H216V256H215ZM223 257H225V256H223ZM34 258H35V257H34ZM63 258H66V257L64 256ZM63 258H62V259H63ZM94 258H95V257H94ZM100 258H99V260L96 261V262H99V261H100ZM102 258H103V257H102ZM35 259H36V258H35ZM104 259H105V258H104ZM127 259H128V258H127ZM193 259H195V258L193 257ZM193 259L191 258V260H193ZM22 260H23V259H22ZM36 260H39V261H40V259H38V258H37ZM46 260H47V259H46ZM83 260H84V259H83ZM96 260H97V259H96ZM118 260H119V259H118ZM163 260H164V259H163ZM10 261H11V258H10ZM93 261H95V259H94ZM157 261H158V259H157ZM194 261H196V260H194ZM197 261L201 263V261H199V259H198ZM48 262H49V261H48ZM50 262H51V261H50ZM132 262H133V260H132ZM190 262H191V261H190ZM190 262H189V263H190ZM259 262H260V261H259ZM102 263H103V261H102ZM192 263H193V261H192ZM263 263H264V262H263ZM40 264H41V263H40ZM139 264H140V263H139ZM163 264H164V263H163ZM190 264H191V263H190ZM195 264H196V263H195ZM259 264H260V263H259Z\"/></svg>",
	"mask_w": 264,
	"mask_h": 264
}]
</instances>
